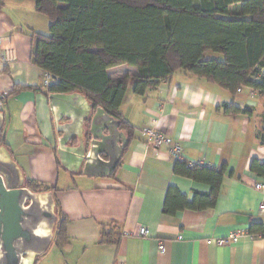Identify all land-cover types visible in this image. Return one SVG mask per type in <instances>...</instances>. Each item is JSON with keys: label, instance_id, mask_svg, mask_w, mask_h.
Instances as JSON below:
<instances>
[{"label": "crops", "instance_id": "obj_1", "mask_svg": "<svg viewBox=\"0 0 264 264\" xmlns=\"http://www.w3.org/2000/svg\"><path fill=\"white\" fill-rule=\"evenodd\" d=\"M33 32H50V20L36 11L35 0H5L0 55L10 48L15 60L0 63V96L5 94L0 138L26 183L54 189L59 210L69 218V243L63 248L52 244L38 264H264V236L250 233L253 222L264 225L259 211L264 189L256 188L264 176L251 170L253 161L264 163V97L251 87L232 95L181 70L143 95L134 92L132 81L121 114L134 133L129 137L122 130L126 146L121 161L112 176H87L83 168L96 110L75 92L60 98L54 112L52 93L42 87L43 71L32 60ZM108 74L112 79L136 76L138 68L122 64ZM225 105L247 113L228 114ZM156 126L182 146L187 161L226 168L214 207L164 213L169 187L192 201L196 191L210 192L211 186L177 175L178 159L169 146L155 147L141 136L143 128ZM101 224L122 235L119 245L99 243ZM142 227L148 236H140ZM238 230L242 236L236 243L218 244Z\"/></svg>", "mask_w": 264, "mask_h": 264}, {"label": "trees", "instance_id": "obj_2", "mask_svg": "<svg viewBox=\"0 0 264 264\" xmlns=\"http://www.w3.org/2000/svg\"><path fill=\"white\" fill-rule=\"evenodd\" d=\"M5 0H0V8ZM36 11L50 20L49 34L33 32V63L58 78L47 94L82 93L94 110L103 107L121 121V130L134 133L123 120L121 105L128 87L143 95L157 89L177 71L204 77L232 95L247 86L264 97V0H35ZM223 59L208 58V52ZM127 64L136 76L112 79L108 69ZM231 115L247 113L225 105ZM90 124V121H89ZM264 143V131L261 135ZM6 145L0 138V146ZM225 167L220 169L177 160L174 172L211 186L196 191L192 201L176 187H169L164 213L176 215L190 209L216 205ZM251 170L264 176V163L253 161ZM33 191L54 190L29 181ZM55 197V196H54ZM54 245L65 247L69 218L59 210ZM253 235L264 236V225L253 222ZM122 235L101 224L100 244L119 245ZM38 258L35 264H38Z\"/></svg>", "mask_w": 264, "mask_h": 264}, {"label": "water", "instance_id": "obj_3", "mask_svg": "<svg viewBox=\"0 0 264 264\" xmlns=\"http://www.w3.org/2000/svg\"><path fill=\"white\" fill-rule=\"evenodd\" d=\"M62 97L67 96L50 95L54 112ZM4 124L5 113L0 111V131ZM120 126L121 121L103 107L96 109L91 121L84 175L109 177L114 174L126 146V136ZM57 222L53 192H35L27 187L24 172L7 147L0 146V264H35L52 245Z\"/></svg>", "mask_w": 264, "mask_h": 264}, {"label": "built area", "instance_id": "obj_4", "mask_svg": "<svg viewBox=\"0 0 264 264\" xmlns=\"http://www.w3.org/2000/svg\"><path fill=\"white\" fill-rule=\"evenodd\" d=\"M15 60V52L13 49H4L0 55V63L2 65H9ZM58 82V78L49 72L43 71V83L42 87L46 91L52 85ZM247 86H243L238 89V92H241L242 89ZM253 93L256 95H260L259 91L252 88ZM5 101V94L0 96V109L3 108ZM141 136L146 139L148 143L153 144L155 147H160L162 145H168L171 151V154L179 160H185L183 154V148L180 144L173 141V139L165 134H163L160 129L156 127H145L141 130ZM189 166H193L195 163L191 161H187ZM256 188L258 190L264 189V182H259L256 184ZM259 211L264 213V202L260 204ZM140 236H148L149 231L146 227H142L139 231ZM242 236L241 231L232 232L228 237L220 238L217 240L219 245L222 246H230L238 241V239ZM160 249L163 251L164 245L160 244Z\"/></svg>", "mask_w": 264, "mask_h": 264}, {"label": "rangeland", "instance_id": "obj_5", "mask_svg": "<svg viewBox=\"0 0 264 264\" xmlns=\"http://www.w3.org/2000/svg\"><path fill=\"white\" fill-rule=\"evenodd\" d=\"M196 1H198V0H196ZM207 55H213V56H215V58H218V59H223L224 58V56L222 54L215 53V52H212V51L208 52ZM51 249H53V248H51Z\"/></svg>", "mask_w": 264, "mask_h": 264}]
</instances>
